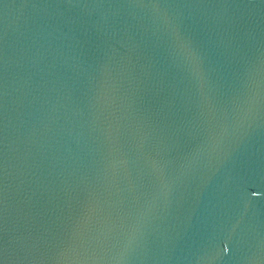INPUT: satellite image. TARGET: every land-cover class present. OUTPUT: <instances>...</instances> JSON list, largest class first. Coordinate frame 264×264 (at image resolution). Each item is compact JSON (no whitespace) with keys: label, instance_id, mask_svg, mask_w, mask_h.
<instances>
[{"label":"water","instance_id":"water-1","mask_svg":"<svg viewBox=\"0 0 264 264\" xmlns=\"http://www.w3.org/2000/svg\"><path fill=\"white\" fill-rule=\"evenodd\" d=\"M0 264H264V129L181 0H0Z\"/></svg>","mask_w":264,"mask_h":264},{"label":"snow or ice","instance_id":"snow-or-ice-1","mask_svg":"<svg viewBox=\"0 0 264 264\" xmlns=\"http://www.w3.org/2000/svg\"><path fill=\"white\" fill-rule=\"evenodd\" d=\"M168 46L183 63L193 77L200 78L199 65L202 58V51L191 36L175 33L174 38L168 42Z\"/></svg>","mask_w":264,"mask_h":264}]
</instances>
